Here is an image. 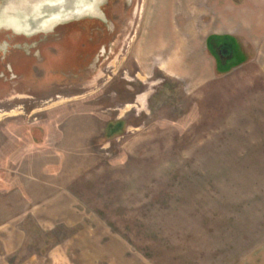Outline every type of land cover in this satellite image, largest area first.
<instances>
[{
	"label": "rangeland",
	"instance_id": "1",
	"mask_svg": "<svg viewBox=\"0 0 264 264\" xmlns=\"http://www.w3.org/2000/svg\"><path fill=\"white\" fill-rule=\"evenodd\" d=\"M70 1L0 0V264H264V0Z\"/></svg>",
	"mask_w": 264,
	"mask_h": 264
},
{
	"label": "flooded vegetation",
	"instance_id": "2",
	"mask_svg": "<svg viewBox=\"0 0 264 264\" xmlns=\"http://www.w3.org/2000/svg\"><path fill=\"white\" fill-rule=\"evenodd\" d=\"M208 49L213 54L215 60L224 68L238 62L243 56V49L239 43L231 40L219 39L209 42Z\"/></svg>",
	"mask_w": 264,
	"mask_h": 264
},
{
	"label": "water",
	"instance_id": "3",
	"mask_svg": "<svg viewBox=\"0 0 264 264\" xmlns=\"http://www.w3.org/2000/svg\"><path fill=\"white\" fill-rule=\"evenodd\" d=\"M75 1H76V0H71L70 3L75 5ZM46 7L49 9L50 6H46ZM46 7H45V9H46ZM73 7H74V6H73ZM77 11H78V10H77ZM77 11H76V12H77ZM44 12H45V11H44ZM83 12H84V11H82V9H80V13H77V14H80V15H81V14H83ZM45 16H46L45 13H44L43 16L38 15V16H37V17H38V21L40 22V20H41L43 17H45ZM34 18L36 19V17H34ZM31 21H32V19H31Z\"/></svg>",
	"mask_w": 264,
	"mask_h": 264
},
{
	"label": "crops",
	"instance_id": "4",
	"mask_svg": "<svg viewBox=\"0 0 264 264\" xmlns=\"http://www.w3.org/2000/svg\"><path fill=\"white\" fill-rule=\"evenodd\" d=\"M210 38H211V41H217L215 39L213 40V38H215L214 36H211ZM210 38H208V39L210 40Z\"/></svg>",
	"mask_w": 264,
	"mask_h": 264
}]
</instances>
